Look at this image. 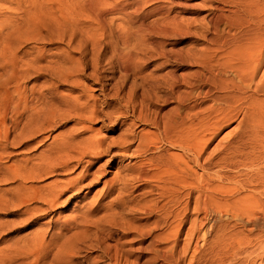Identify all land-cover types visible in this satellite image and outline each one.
Masks as SVG:
<instances>
[{
    "label": "rangeland",
    "instance_id": "374dc122",
    "mask_svg": "<svg viewBox=\"0 0 264 264\" xmlns=\"http://www.w3.org/2000/svg\"><path fill=\"white\" fill-rule=\"evenodd\" d=\"M203 2L104 0L99 6L103 26L100 27L97 23L100 20L94 17L87 19L80 15L72 30L65 24L36 30L33 23L22 20L20 11L1 7V20L3 17L9 24L15 19L11 25L20 28L10 34L9 40H3V35L0 38V78H3L0 79V87H3L0 88V264H154L155 249L171 245V241L169 244L162 238L157 242L153 239L163 230L154 231L153 237H138L137 229L148 230L154 222V216L146 215L144 210L152 206L157 194L154 193L155 182L135 179L134 170L142 158L158 155L165 158L183 151L168 146L156 150L153 147L160 146L156 143L137 154L135 148L140 135L156 131L153 124L141 122L138 117L144 113L149 119H158L177 111V99L186 87L173 89L172 74L190 80L196 64L205 55L207 11L202 6L201 11L194 9ZM184 3L190 4L192 9L182 10ZM160 4L173 5L174 10L168 16L159 13ZM173 16L195 37L176 42L163 34L164 26L171 29ZM68 36L72 37L71 41ZM117 53L129 58L119 63ZM4 86L11 87L10 93L5 88L9 95ZM241 113L224 121L209 144V151L228 136L233 142L237 140L234 133L242 123ZM66 135L81 141L96 136L105 145L116 147L128 140L127 156L117 154L111 158V153L117 151L113 148L111 153L94 160L92 169L87 167L92 160L85 158L79 164L70 163L74 168L64 173L58 170L23 179L18 177L25 183L10 176L12 166L25 168L39 164L41 155L53 152L52 143L57 146ZM111 160L114 164L110 167L106 163ZM83 175L88 177L83 179ZM115 176L116 179L129 177V180L126 184L117 183ZM94 177L97 181L89 185ZM71 182H75V191L69 189ZM55 183L59 189L62 187L60 190L66 187V191L60 192L58 204L49 208L41 197L50 192V188L55 192L58 188ZM249 229L236 225L230 230H244L253 236L256 230L247 232ZM207 247H201L192 264H217ZM189 256L188 253L184 264H188Z\"/></svg>",
    "mask_w": 264,
    "mask_h": 264
},
{
    "label": "bare ground",
    "instance_id": "6f19581e",
    "mask_svg": "<svg viewBox=\"0 0 264 264\" xmlns=\"http://www.w3.org/2000/svg\"><path fill=\"white\" fill-rule=\"evenodd\" d=\"M103 3L104 0H0L2 4L0 12L3 6L7 10L14 9L18 13L20 11L22 20L33 23L36 30L51 29L57 24H65L72 30L77 26V17L80 15L86 16L87 19L94 17L100 20L97 22L100 27L103 26L99 10ZM201 6L206 9L208 16L207 19L204 18L207 20L205 23L207 35L204 37L206 45L203 49L205 55L198 63L195 61L196 71L190 80L184 79L183 76L180 79L172 74L173 89L186 87V91L177 99V111L168 116L161 115L158 119H149L147 118L149 116L143 115L144 113L138 117L141 122L148 121L150 125L153 124L156 131L140 135L135 148L137 154L150 149V146H156V143L160 145L153 147L156 150L161 151V148L168 146L183 151L181 154H169L165 158L160 155L155 158H142L137 163L134 178L145 182L153 180L154 193L157 194L152 206L144 210L146 215L154 216V222L148 230L137 229L138 237L152 236L154 231L163 230L162 237L160 234L156 237L157 234L152 236L153 239L157 242L162 238L169 241V244L171 241L169 247L163 245L162 248H156L150 244L156 248L153 253L154 264H184L188 253L190 256L187 263L192 264L201 247L204 249L205 245H208V253L212 254L217 264H264V0H204L198 5L199 8L194 9L201 11ZM181 9L186 11L192 9V6L184 3ZM157 10L168 16L174 9L173 5L160 4ZM12 18L14 19L13 16ZM170 19L172 27L168 29L164 26L163 34L174 38L176 42L194 36L188 27H183L176 21V16ZM5 21L6 19L2 17L1 20L0 17V38L3 35V38L5 37L3 40H9L10 34L16 33L20 27L11 25L15 19L10 20L12 22L9 21V24ZM100 27L98 26V29ZM89 34L87 36H90ZM69 37L68 41H71L72 37ZM117 57L119 63L129 58L120 53H117ZM6 87L4 86V89ZM10 89H7L9 93ZM6 95H9L8 92ZM239 112L243 113V117L239 129L234 133L237 140L233 142L226 136L227 138L218 141L213 150L209 151V144L214 140L218 130L224 126L223 123ZM68 136L61 138L55 147L53 142L51 145L53 152L41 155L39 164L22 167L27 172L22 173V168L12 166L10 176L12 174L14 178L23 179L58 170L64 173L74 168L70 163L79 164L84 162L82 160L85 158L92 160L87 164L90 169L94 160L111 153L113 148L117 151L111 153V158L117 154L119 157L127 156L125 144L128 140H122L124 145L116 147L105 145L104 141L96 136L83 141L73 140L72 135L73 139L71 136L67 138ZM0 139L2 140L1 136ZM107 164L111 167L114 163L111 160ZM85 177L88 176H82L83 179ZM96 177L89 180L88 184H94L97 181ZM20 178L18 179L21 180ZM116 178L115 176V182L123 184L129 180V177ZM21 181L25 183L24 180ZM55 187L59 189V186ZM75 187V182H71L69 189ZM56 189L54 192V189L52 191L50 188V192L41 197L49 208L55 206L59 194L66 191V187L59 191ZM25 190L27 189H24V192ZM43 190L46 191L45 187ZM111 190L112 188L108 192ZM236 225L243 228L248 226L250 229L247 232L254 230L256 232L253 236L243 232L244 230L231 232L230 229L233 230ZM208 236L210 239L206 238ZM139 249L142 250L141 247Z\"/></svg>",
    "mask_w": 264,
    "mask_h": 264
}]
</instances>
